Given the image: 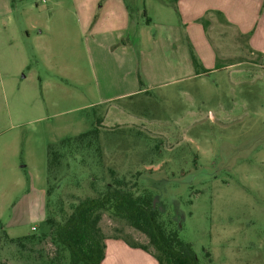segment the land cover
<instances>
[{"label":"rangeland","instance_id":"374dc122","mask_svg":"<svg viewBox=\"0 0 264 264\" xmlns=\"http://www.w3.org/2000/svg\"><path fill=\"white\" fill-rule=\"evenodd\" d=\"M125 2L132 23L144 2L150 14L172 9L170 0ZM96 6L0 0V264H68L66 250L38 239L46 218L116 178L153 193L199 264H264V25L242 36L213 26L215 70L199 65L201 76L102 103L138 79L128 62L114 70L105 55L100 64L90 39L110 25ZM97 118L99 151L68 154L48 179V145ZM99 226L105 240L148 242L105 212ZM27 234L23 245L8 241Z\"/></svg>","mask_w":264,"mask_h":264},{"label":"crops","instance_id":"0c3cea01","mask_svg":"<svg viewBox=\"0 0 264 264\" xmlns=\"http://www.w3.org/2000/svg\"><path fill=\"white\" fill-rule=\"evenodd\" d=\"M89 1L98 6L95 8L101 10V16L110 25L101 35L90 39L103 51L99 55L100 64L107 57L112 58V68L122 70L128 62L129 74L139 73L144 83L140 87L137 80L124 93L103 98L102 103L201 76V70L196 73L188 43L205 72L215 70L216 52L210 45L213 26L224 24L242 36L256 25H264V0H170L171 10L156 9L151 14L144 2L139 23H132L125 0ZM255 35L256 31L247 39L253 50ZM104 242L100 264H157L153 256L121 238H108Z\"/></svg>","mask_w":264,"mask_h":264},{"label":"trees","instance_id":"16d2710c","mask_svg":"<svg viewBox=\"0 0 264 264\" xmlns=\"http://www.w3.org/2000/svg\"><path fill=\"white\" fill-rule=\"evenodd\" d=\"M147 21L145 20L146 23ZM188 46L198 73L200 64L196 53L190 43ZM137 79L138 85L142 87L144 83L139 73ZM100 124V118H97L92 128L48 145V179L56 178L61 171L62 161L68 154L91 147L99 151ZM134 186L135 184L127 186L124 180L116 178L105 184L104 189L96 195L85 196L71 204L69 210L61 208L57 217L51 215L46 218L45 224L49 230L38 239L48 235L58 250L67 251L68 264H100L104 257L105 236L99 221L105 212L111 217L126 221L129 226L144 234L147 244L125 242L151 252L157 264H199L191 243L179 237L178 229L170 219L161 217L160 211L155 207L153 193L146 188L135 190ZM47 192L49 194L50 189ZM34 237L33 234H27L22 238L9 237L8 241L23 245L22 239Z\"/></svg>","mask_w":264,"mask_h":264}]
</instances>
